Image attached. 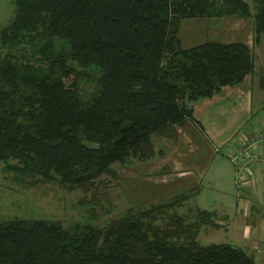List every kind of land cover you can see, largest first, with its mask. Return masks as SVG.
I'll list each match as a JSON object with an SVG mask.
<instances>
[{
    "label": "trees",
    "instance_id": "16d2710c",
    "mask_svg": "<svg viewBox=\"0 0 264 264\" xmlns=\"http://www.w3.org/2000/svg\"><path fill=\"white\" fill-rule=\"evenodd\" d=\"M0 29V162L15 180L88 189L110 167L151 155L150 137L194 121L192 103L241 83L253 69L242 41L181 47V20L250 18L264 33V0H12ZM93 68L83 97L75 77ZM87 75V74H85ZM73 81L66 85L65 78ZM192 190V189H191ZM191 190L127 209L102 227L57 220L0 221V264H257L241 247L201 244L215 214L175 209Z\"/></svg>",
    "mask_w": 264,
    "mask_h": 264
},
{
    "label": "rangeland",
    "instance_id": "374dc122",
    "mask_svg": "<svg viewBox=\"0 0 264 264\" xmlns=\"http://www.w3.org/2000/svg\"><path fill=\"white\" fill-rule=\"evenodd\" d=\"M244 1L247 2L249 11L253 12L255 0ZM12 15V0H0V29L10 21ZM196 21L201 20L190 18L180 21L178 36L182 47H189L204 40L220 42L234 40L216 32V30L224 29L227 34L230 32L233 34L234 28L231 31L230 27L234 26L237 30H243L244 35L248 33L254 67L256 70L262 67L264 33L260 34L256 41L253 39L250 18L230 16H221L217 19L203 18V21H210V23H203L202 28ZM4 51L5 49L0 47V55ZM76 69L84 73L76 76L75 82L83 97L87 98L96 88L94 76L97 73L91 67L83 70L76 67ZM71 81H73L72 76L65 78L66 85ZM175 137L152 135L150 137L151 155L146 158L148 163L163 156L167 152L168 144L174 142L172 140ZM219 155H215L211 162L207 163L198 186L187 189H192L191 197L177 207L175 212L185 215L188 219L193 218L194 208L213 212L216 225H200L195 236L196 241L201 244H233L244 248L243 250L252 256L257 264H264L262 239L264 237V203L259 205L251 196L241 198L244 193L238 197L239 186L237 187L236 184L234 186L236 177H233L235 168L228 159ZM195 158L200 157L195 156ZM146 160L129 158L124 166L114 162L110 166L113 176L103 174L94 180L88 189L72 190L65 188L57 180L43 181L37 178L15 180L13 174L6 170L4 163L0 162V221L17 217L57 220L62 226L76 221L102 227L111 219L121 216L129 208L148 207L167 200L177 192L180 193L175 189L165 188L168 184L164 183L166 179L174 176L175 173H171L177 172V169L169 172L172 176L162 175L164 168L160 164L163 162L156 161L160 169L151 166L153 169L146 170L143 168V162ZM142 179L147 180L145 182ZM257 228H261L258 229L259 232ZM255 231H257L256 235Z\"/></svg>",
    "mask_w": 264,
    "mask_h": 264
},
{
    "label": "crops",
    "instance_id": "0c3cea01",
    "mask_svg": "<svg viewBox=\"0 0 264 264\" xmlns=\"http://www.w3.org/2000/svg\"><path fill=\"white\" fill-rule=\"evenodd\" d=\"M198 20H201L196 21L199 22L201 28L203 23H210V21H203V18H198ZM230 28L231 31L234 28L233 34L230 32L231 35L227 34L224 29L216 30V32L234 39L230 41H242L250 48L248 33L244 35L243 30H237L234 26ZM261 66L256 70L253 64L251 73L241 83L223 86L211 97L201 98L194 102L192 117L195 122L186 121L177 127L175 129L176 137L172 140L174 142L168 144L167 152L150 163L146 160L143 162V168L147 170V168H152L151 166L158 169L163 167L162 175L170 174L169 172L177 169V172L171 173H175L174 176L170 174L172 177L166 179V182L164 181L165 184H168L165 188L182 192L198 186L207 163L211 162L215 155L220 154V157L227 159L226 152L239 146L240 141H252L256 133L264 130V108H262L264 105V62ZM167 141L170 140L167 139ZM256 146L258 149L264 150V140H261ZM250 149L249 147L248 151ZM195 156L200 158L196 159ZM156 161L163 162L160 164L161 167L156 165ZM248 166L247 173H243L245 183L238 187L240 193L238 197L244 193L241 198L251 196L261 205L264 203V165L260 162L250 161ZM162 175L161 177H163ZM236 176L238 174L234 169L233 177ZM142 180L146 182L147 179ZM257 231L254 232L255 235ZM245 232L247 233L246 229ZM262 239L264 241V237Z\"/></svg>",
    "mask_w": 264,
    "mask_h": 264
},
{
    "label": "built area",
    "instance_id": "2783aa9c",
    "mask_svg": "<svg viewBox=\"0 0 264 264\" xmlns=\"http://www.w3.org/2000/svg\"><path fill=\"white\" fill-rule=\"evenodd\" d=\"M261 140H264V130L260 133H256L252 141L242 140L239 146L226 152L227 159L232 163L238 174L235 179L237 187L245 183L243 173H247L249 170L248 163L250 161L260 162L264 165V150H260L256 146ZM249 147L251 148L250 151H248Z\"/></svg>",
    "mask_w": 264,
    "mask_h": 264
}]
</instances>
